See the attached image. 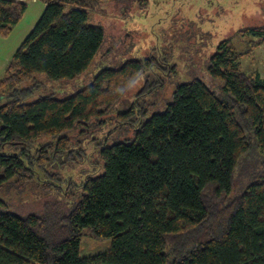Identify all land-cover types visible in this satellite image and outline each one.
I'll use <instances>...</instances> for the list:
<instances>
[{"label": "trees", "instance_id": "1", "mask_svg": "<svg viewBox=\"0 0 264 264\" xmlns=\"http://www.w3.org/2000/svg\"><path fill=\"white\" fill-rule=\"evenodd\" d=\"M37 1L45 10L0 79V192L25 190L38 171L65 164L73 153L69 134L107 115L156 65L155 59L127 61L102 70L71 97L26 103L33 87L23 86L37 74L55 81L84 75L105 42L90 12L129 0ZM27 8L0 0V37L12 33ZM241 34L257 40L243 52L224 40L210 59L209 78L220 83L221 95L195 78L176 88L164 112L147 120L134 109L119 115L135 139L101 145L102 173L80 184L69 180V214L46 203L41 215L20 217L0 199V264H264V165L233 196L237 168L252 144L264 152V81L241 63L264 45V27ZM47 176L61 181L55 172ZM41 186L63 191L62 184ZM85 236L111 240L112 247L81 258Z\"/></svg>", "mask_w": 264, "mask_h": 264}, {"label": "rangeland", "instance_id": "2", "mask_svg": "<svg viewBox=\"0 0 264 264\" xmlns=\"http://www.w3.org/2000/svg\"><path fill=\"white\" fill-rule=\"evenodd\" d=\"M19 1L28 8L12 33L6 38L0 37V79L5 76L9 60L45 10L41 1ZM90 24L104 30L105 42L88 71L75 80L55 81L45 74H37L23 86L33 87L26 103L44 96L60 100L71 97L89 86L102 70L119 69L127 61L155 59L156 65L134 82L107 115L69 134L73 153L72 157L64 158L65 164L52 168L54 171L48 168L45 174L38 171L39 176L25 190H9L8 186L0 192L7 210L20 217L41 215L46 203L60 205L64 214L71 212L74 203L66 201L64 196L69 180L80 184L87 177L102 173V163L97 166L101 145L135 139L134 129L122 125L118 119L120 114L134 109L136 118L147 120L164 112L173 101L176 88L195 78L221 95L220 83L209 78L210 59L224 40H231L241 52L249 49V43L257 37L241 32L264 27V0L108 1L90 12ZM241 63L247 75L259 76L264 81V45L244 57ZM173 66L176 73L171 71ZM47 141L46 138L39 140L36 147ZM263 165L264 152L254 142L237 168L233 196L247 189ZM54 172L61 181L47 176ZM42 184H62L63 191L58 192L55 187L46 191ZM111 247V240L96 241L85 236L81 240L80 257L102 254Z\"/></svg>", "mask_w": 264, "mask_h": 264}, {"label": "crops", "instance_id": "3", "mask_svg": "<svg viewBox=\"0 0 264 264\" xmlns=\"http://www.w3.org/2000/svg\"><path fill=\"white\" fill-rule=\"evenodd\" d=\"M34 28V27H33ZM33 30V29H32Z\"/></svg>", "mask_w": 264, "mask_h": 264}]
</instances>
